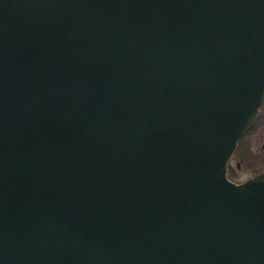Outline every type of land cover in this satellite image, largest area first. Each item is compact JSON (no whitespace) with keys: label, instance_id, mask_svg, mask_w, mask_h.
Masks as SVG:
<instances>
[{"label":"water","instance_id":"95a60500","mask_svg":"<svg viewBox=\"0 0 264 264\" xmlns=\"http://www.w3.org/2000/svg\"><path fill=\"white\" fill-rule=\"evenodd\" d=\"M264 0H0V264H264Z\"/></svg>","mask_w":264,"mask_h":264},{"label":"flooded vegetation","instance_id":"af4514ba","mask_svg":"<svg viewBox=\"0 0 264 264\" xmlns=\"http://www.w3.org/2000/svg\"><path fill=\"white\" fill-rule=\"evenodd\" d=\"M242 164L253 165V170L241 176L239 171ZM260 171H264V101L248 128L236 141L225 165L227 178L234 182L242 181Z\"/></svg>","mask_w":264,"mask_h":264},{"label":"rangeland","instance_id":"374dc122","mask_svg":"<svg viewBox=\"0 0 264 264\" xmlns=\"http://www.w3.org/2000/svg\"><path fill=\"white\" fill-rule=\"evenodd\" d=\"M253 165H247V164H245V165H243L242 164V168H241V170L239 171V174L242 176V175H246V174H248L250 171H252L253 169Z\"/></svg>","mask_w":264,"mask_h":264}]
</instances>
